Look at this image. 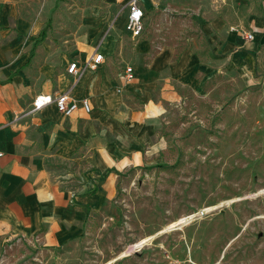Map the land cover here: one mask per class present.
<instances>
[{
	"label": "crops",
	"instance_id": "1",
	"mask_svg": "<svg viewBox=\"0 0 264 264\" xmlns=\"http://www.w3.org/2000/svg\"><path fill=\"white\" fill-rule=\"evenodd\" d=\"M107 1L115 10L112 29L126 31L132 0ZM138 1L146 31L132 38L131 62H118L109 75L114 46L106 35L95 48L103 66L85 72L74 90L77 99L91 101L92 112L64 117L55 105L28 114L36 96L63 92L73 81L67 73L72 62L60 76L39 57L37 48L47 39L41 1L0 0V264H57L58 258H76L79 247L89 250L95 220L116 197L122 176L163 164L167 144L157 129L168 111L164 104L181 101L179 87L199 93L219 73L218 60L197 53L204 50L202 38L209 54L222 58L224 71L244 74L254 67L264 36V0H238L252 5L255 38L249 41L214 13L216 3L226 0H214L211 8L195 0ZM178 17L195 31L184 43L172 40ZM84 20L90 24L84 27L96 23ZM165 23L171 24L166 42L157 44L156 28ZM125 66L133 67L134 79L122 87L118 74Z\"/></svg>",
	"mask_w": 264,
	"mask_h": 264
},
{
	"label": "rangeland",
	"instance_id": "2",
	"mask_svg": "<svg viewBox=\"0 0 264 264\" xmlns=\"http://www.w3.org/2000/svg\"><path fill=\"white\" fill-rule=\"evenodd\" d=\"M40 1L47 39L37 50L57 75L74 61L83 64L78 82L93 72L86 62L108 34L114 46L109 75L118 62H131L134 42L123 27L112 29L115 10L107 0ZM213 2L195 0L208 8ZM216 6L214 13L252 40L246 36L252 5L226 0ZM84 18L96 23L84 27L90 25ZM174 24L176 43L194 35L179 17ZM170 25L157 26V44L166 42ZM95 30L101 32L93 37ZM257 44L254 67L240 74L224 71L222 58L214 59L202 38L204 50L197 53L218 60L220 71L199 93L179 87L181 101L164 104L168 111L157 129L167 144L163 164L123 175L116 197L95 220L89 250L79 247L76 258H58L57 264H264V36ZM207 207L213 209L203 212ZM188 215L194 216L170 227Z\"/></svg>",
	"mask_w": 264,
	"mask_h": 264
},
{
	"label": "built area",
	"instance_id": "3",
	"mask_svg": "<svg viewBox=\"0 0 264 264\" xmlns=\"http://www.w3.org/2000/svg\"><path fill=\"white\" fill-rule=\"evenodd\" d=\"M129 14L126 19L125 30L132 38H139L145 29L144 12L138 0H132L128 4ZM247 39H253L251 33H247ZM105 58L95 49L93 55L87 60L86 68L93 72L98 71L104 64ZM83 68L78 62H72L68 68L67 73L73 77L72 83L68 84L66 89L60 93L54 94H40L32 102V112L36 113L51 105H55L58 112L64 117H72L79 111L85 114L92 112L91 101L87 98L77 99L74 95V90L77 86L78 77L81 76ZM118 79L121 86H125L134 79V72L132 66H125L118 74ZM120 92V89L118 90ZM1 156V154H0Z\"/></svg>",
	"mask_w": 264,
	"mask_h": 264
},
{
	"label": "bare ground",
	"instance_id": "4",
	"mask_svg": "<svg viewBox=\"0 0 264 264\" xmlns=\"http://www.w3.org/2000/svg\"><path fill=\"white\" fill-rule=\"evenodd\" d=\"M211 209H213V207H207V208H205V210H204L203 212L209 211V210H211ZM203 212H202V213H203ZM203 215H204V214H203ZM193 216H194V215H193ZM193 216H189V215H188V216H184V217L178 219L176 222L172 223V224L170 225V227L178 226V225L182 224L183 222H186V221L190 220ZM148 239H149V238H147V239H143V240L141 241V243H145V242H147Z\"/></svg>",
	"mask_w": 264,
	"mask_h": 264
},
{
	"label": "water",
	"instance_id": "5",
	"mask_svg": "<svg viewBox=\"0 0 264 264\" xmlns=\"http://www.w3.org/2000/svg\"><path fill=\"white\" fill-rule=\"evenodd\" d=\"M204 216V215H203Z\"/></svg>",
	"mask_w": 264,
	"mask_h": 264
}]
</instances>
